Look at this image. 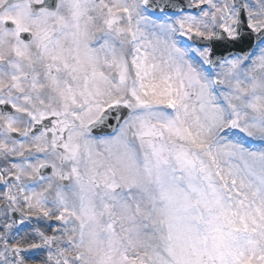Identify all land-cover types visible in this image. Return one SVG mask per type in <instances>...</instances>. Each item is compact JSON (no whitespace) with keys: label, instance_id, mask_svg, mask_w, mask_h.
I'll return each instance as SVG.
<instances>
[{"label":"snow or ice","instance_id":"obj_1","mask_svg":"<svg viewBox=\"0 0 264 264\" xmlns=\"http://www.w3.org/2000/svg\"><path fill=\"white\" fill-rule=\"evenodd\" d=\"M0 217V264H264V0H0Z\"/></svg>","mask_w":264,"mask_h":264},{"label":"rangeland","instance_id":"obj_2","mask_svg":"<svg viewBox=\"0 0 264 264\" xmlns=\"http://www.w3.org/2000/svg\"><path fill=\"white\" fill-rule=\"evenodd\" d=\"M12 232L15 234L16 233V229H13Z\"/></svg>","mask_w":264,"mask_h":264},{"label":"bare ground","instance_id":"obj_3","mask_svg":"<svg viewBox=\"0 0 264 264\" xmlns=\"http://www.w3.org/2000/svg\"><path fill=\"white\" fill-rule=\"evenodd\" d=\"M250 2H252V0H250ZM25 236V233L21 235V237Z\"/></svg>","mask_w":264,"mask_h":264}]
</instances>
